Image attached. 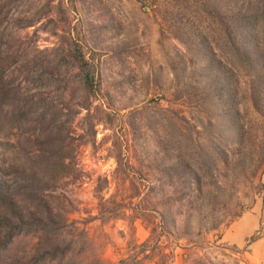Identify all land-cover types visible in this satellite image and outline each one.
I'll use <instances>...</instances> for the list:
<instances>
[{"label":"rangeland","instance_id":"obj_1","mask_svg":"<svg viewBox=\"0 0 264 264\" xmlns=\"http://www.w3.org/2000/svg\"><path fill=\"white\" fill-rule=\"evenodd\" d=\"M263 207L264 0H0V264H264Z\"/></svg>","mask_w":264,"mask_h":264},{"label":"crops","instance_id":"obj_2","mask_svg":"<svg viewBox=\"0 0 264 264\" xmlns=\"http://www.w3.org/2000/svg\"><path fill=\"white\" fill-rule=\"evenodd\" d=\"M264 209V207H263ZM252 212L246 213L244 216L239 218L237 221L232 222L225 232H229L233 230L238 233L239 236H244L252 233L255 229H258L260 225H263L264 228V211L256 213L259 209H252ZM256 210V211H255ZM246 215H250V217L246 218Z\"/></svg>","mask_w":264,"mask_h":264},{"label":"trees","instance_id":"obj_3","mask_svg":"<svg viewBox=\"0 0 264 264\" xmlns=\"http://www.w3.org/2000/svg\"><path fill=\"white\" fill-rule=\"evenodd\" d=\"M233 40H235V41H239L238 38H235V37H234ZM127 261L129 262L128 264H139V263H140L139 261H136V260H130V261L127 260ZM122 264H124V263H122Z\"/></svg>","mask_w":264,"mask_h":264}]
</instances>
